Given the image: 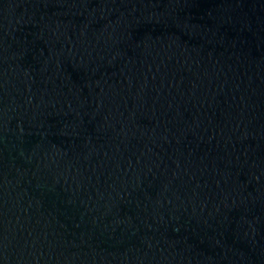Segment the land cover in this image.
<instances>
[{"label": "water", "instance_id": "water-1", "mask_svg": "<svg viewBox=\"0 0 264 264\" xmlns=\"http://www.w3.org/2000/svg\"><path fill=\"white\" fill-rule=\"evenodd\" d=\"M0 264H264V0H0Z\"/></svg>", "mask_w": 264, "mask_h": 264}]
</instances>
